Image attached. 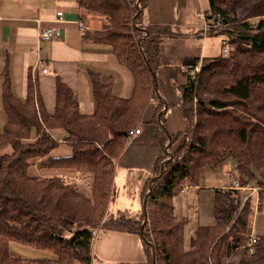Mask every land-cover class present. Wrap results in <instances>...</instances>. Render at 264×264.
<instances>
[{
  "label": "trees",
  "instance_id": "obj_1",
  "mask_svg": "<svg viewBox=\"0 0 264 264\" xmlns=\"http://www.w3.org/2000/svg\"><path fill=\"white\" fill-rule=\"evenodd\" d=\"M77 2L104 19L100 30L83 38L112 47L118 63L134 76L133 93L121 98L96 76L95 111L84 114L75 92L58 77L56 112L49 114L36 78L30 75L21 99L9 67L0 73L6 116L0 124V264H95L92 230L98 228L139 235L148 264H264V234L253 254L248 248L255 213L264 204V0H208L209 28L195 37L220 38L228 53L204 59L198 50L183 55L191 34L171 24L145 23L147 0ZM241 10H248L246 17L239 18ZM179 62L188 73L184 85L178 83ZM174 107L187 121L178 134L169 132L165 120ZM140 127L138 137L129 139ZM56 129L65 131L70 157H51L60 145L52 134ZM182 136L184 146L173 152ZM134 149L148 156L133 152L130 160ZM229 157L238 176L259 188L258 204L244 199L243 190H215L216 223L197 227L186 250L189 220L175 215L174 200ZM40 159H47L41 163L46 168L78 172L89 187L59 176H32L30 167ZM121 166L141 181L137 211L110 208ZM132 184L130 178L126 189ZM12 242L54 257L15 256Z\"/></svg>",
  "mask_w": 264,
  "mask_h": 264
},
{
  "label": "crops",
  "instance_id": "obj_2",
  "mask_svg": "<svg viewBox=\"0 0 264 264\" xmlns=\"http://www.w3.org/2000/svg\"><path fill=\"white\" fill-rule=\"evenodd\" d=\"M201 5V0H147L144 21L146 24L175 25L186 34L188 32L184 30L204 31V22L196 15L197 12L204 10V7H200ZM60 11L63 12L61 18L57 15ZM80 23L84 24L83 31L80 29ZM103 24L102 17L80 9L77 0H0V73L9 67L14 92L21 99H25L27 95L30 75L36 78L41 100L49 114L56 112L58 77L75 92L80 110L84 114H92L95 111L93 80L96 76L103 83L109 84L115 95L127 99L134 89L132 73L118 63L110 45L83 38L88 31L100 30ZM47 27L54 28L57 35L52 41L39 42V29ZM199 31L189 32L193 37L185 42L183 55H189L198 50L202 59L221 56L224 46L222 40L208 37L198 39L195 35ZM44 65L48 68L47 73L42 71ZM177 75L179 85L187 83L188 73L180 62ZM2 80L0 74V111ZM3 115L6 122L5 113ZM165 120L171 134L184 132L187 128V121L180 107L170 109L165 115ZM140 129L143 130V127ZM52 134L60 145L51 153V157H70L73 154V148L65 142V131L56 129L52 131ZM185 141V136H182L175 143L172 151L175 152L184 146ZM133 152L135 155L140 153V157L148 156L141 150L134 149L129 153L130 160L135 157L132 155ZM46 160L40 159L32 163L30 174L40 178L59 176L81 186L88 182L74 170L42 166L41 163ZM134 161H132L133 164ZM121 167L124 188L126 189V184L131 178L136 190L134 199L140 208L142 206L141 181L138 173L130 171L126 166ZM213 171L212 177L206 179V182H210V187L206 188H212L213 194L217 189H226L228 175H236L241 180H245L238 176L236 163L230 157ZM202 188L203 185L187 187L175 198L177 217L187 218V208L193 211V199L200 195ZM193 190H199V192L193 194ZM214 220H216L215 216ZM214 220L206 226L214 225L216 223ZM259 234H264V230ZM93 250L95 260L101 264H148V255L139 235L105 230L104 234L94 242Z\"/></svg>",
  "mask_w": 264,
  "mask_h": 264
},
{
  "label": "rangeland",
  "instance_id": "obj_3",
  "mask_svg": "<svg viewBox=\"0 0 264 264\" xmlns=\"http://www.w3.org/2000/svg\"><path fill=\"white\" fill-rule=\"evenodd\" d=\"M201 5L200 7H204V10H201L203 14H205V11L207 10L209 6L208 0H201ZM200 8V9H201ZM248 13L247 11H240L238 16L239 18H244L246 17ZM201 30V29H200ZM187 31L188 34L190 31H199V29L196 30H184ZM224 45V42H222ZM222 51V50H221ZM179 66V65H178ZM1 101V99H0ZM3 109L1 107L0 111V123L2 126L5 124V119L3 115ZM212 169H206L204 174L201 176V181L199 185H203V188L200 190V195L198 197L195 196L193 199V211L191 208H187L186 216L189 220V223L187 227L185 228L184 231V236H185V249L189 250L191 245H190V240L191 236L193 235L195 229L200 226V225H209L213 223L214 220V194H213V189L212 188H206L210 187V182H206V179L209 177H212L213 174ZM209 175H206V174ZM240 179V178H239ZM241 180V179H240ZM245 182V180H242ZM193 194H197L199 190H193ZM244 196L243 198L245 199L246 196L249 195V192L244 191L243 192ZM251 197V200L254 205L257 206L258 204V198L257 195H251L248 196ZM111 210L115 213L119 210L122 209H131L133 211H137L138 209V203L134 199V185H130L127 189L124 188V182H122V170L119 169L117 177H116V189H115V195L112 203L110 204ZM216 220H214L215 223ZM264 230V204L261 208V210H257L254 216L253 224L251 227V234H257L260 235L259 233ZM104 234V233H102ZM10 251L13 255L15 256H21L24 258H29V259H38V258H51L54 257V254L50 251L46 250H40L28 245L12 242L10 244ZM78 264V263H76ZM95 264H101L98 260H95Z\"/></svg>",
  "mask_w": 264,
  "mask_h": 264
},
{
  "label": "built area",
  "instance_id": "obj_4",
  "mask_svg": "<svg viewBox=\"0 0 264 264\" xmlns=\"http://www.w3.org/2000/svg\"><path fill=\"white\" fill-rule=\"evenodd\" d=\"M57 15L59 18H61L63 16V12L60 11V12H58ZM196 15L201 20H203V22H204L203 29H204V32H206L209 28V24L207 21V16L209 14H206V13L203 14L202 12H197ZM80 29L82 31L84 30V24L83 23H80ZM56 35H57V33H56V30L54 28H51V27L40 28L39 32H38V41L39 42H49V41H52ZM223 53L225 56L227 55L228 47L223 46ZM35 67H37V65H35ZM201 69H202V61H201L200 65L195 68V71H194L195 74L200 73ZM42 71L44 73H47L48 72L47 66L44 65L42 68ZM140 133H141L140 128L132 130L129 133V139H132L135 136H138ZM226 181H227L226 182V189L243 190V191L249 192L248 196H251L254 194L257 195V197L259 196V188L258 187H255L252 183H250L248 181L243 182L236 175H233V176L228 175V177L226 178ZM83 186L89 187V182H85L83 184ZM104 231L105 230L101 229V228L92 230V236L94 238V242L102 235V233H104ZM257 242H258V235L257 234L250 235V239H249V243H248V248H249L250 254H253L255 252V245L257 244Z\"/></svg>",
  "mask_w": 264,
  "mask_h": 264
},
{
  "label": "water",
  "instance_id": "obj_5",
  "mask_svg": "<svg viewBox=\"0 0 264 264\" xmlns=\"http://www.w3.org/2000/svg\"><path fill=\"white\" fill-rule=\"evenodd\" d=\"M193 83H194L193 79L190 78L189 88H191V87L193 86ZM167 109H168V107H167V105H166L164 112L167 111ZM163 166H164V164H163ZM150 187H151V189H152V184L150 185ZM149 194H150V193H148V196H149ZM144 212H145V214H146V218H145V221H144V223H143V225H142V227H141V234H142L143 236H144L145 226H146V224H147V222H148L146 203L144 204Z\"/></svg>",
  "mask_w": 264,
  "mask_h": 264
}]
</instances>
